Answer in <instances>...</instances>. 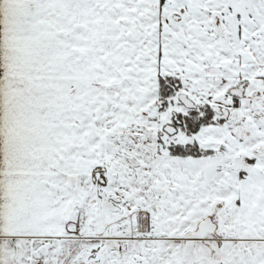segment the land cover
Instances as JSON below:
<instances>
[{
    "label": "snow or ice",
    "instance_id": "obj_1",
    "mask_svg": "<svg viewBox=\"0 0 264 264\" xmlns=\"http://www.w3.org/2000/svg\"><path fill=\"white\" fill-rule=\"evenodd\" d=\"M0 264H264V0H0Z\"/></svg>",
    "mask_w": 264,
    "mask_h": 264
}]
</instances>
